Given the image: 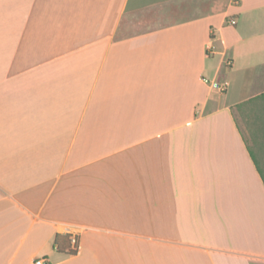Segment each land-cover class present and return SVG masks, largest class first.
I'll return each mask as SVG.
<instances>
[{
  "label": "crops",
  "instance_id": "1",
  "mask_svg": "<svg viewBox=\"0 0 264 264\" xmlns=\"http://www.w3.org/2000/svg\"><path fill=\"white\" fill-rule=\"evenodd\" d=\"M262 95L264 0H0V264H264Z\"/></svg>",
  "mask_w": 264,
  "mask_h": 264
},
{
  "label": "rangeland",
  "instance_id": "2",
  "mask_svg": "<svg viewBox=\"0 0 264 264\" xmlns=\"http://www.w3.org/2000/svg\"><path fill=\"white\" fill-rule=\"evenodd\" d=\"M246 107L237 118L264 175V100H254Z\"/></svg>",
  "mask_w": 264,
  "mask_h": 264
},
{
  "label": "trees",
  "instance_id": "3",
  "mask_svg": "<svg viewBox=\"0 0 264 264\" xmlns=\"http://www.w3.org/2000/svg\"><path fill=\"white\" fill-rule=\"evenodd\" d=\"M256 100H264V95H262L261 97H259ZM250 154L252 159L254 160L256 166H258L257 164V159L255 157V154L253 153V151L251 150V148H249ZM258 171L262 174L263 176V180H264V175L263 172L261 171V169L258 167ZM72 236L71 235H56L55 240H54V249L60 253H63L65 255L68 256H75L78 253V241L76 240V243H72Z\"/></svg>",
  "mask_w": 264,
  "mask_h": 264
},
{
  "label": "built area",
  "instance_id": "4",
  "mask_svg": "<svg viewBox=\"0 0 264 264\" xmlns=\"http://www.w3.org/2000/svg\"><path fill=\"white\" fill-rule=\"evenodd\" d=\"M73 243H76V239L73 240ZM36 264H46L44 260H39Z\"/></svg>",
  "mask_w": 264,
  "mask_h": 264
}]
</instances>
